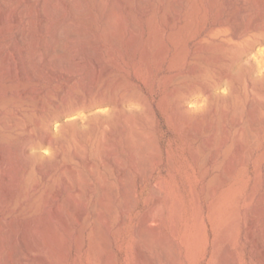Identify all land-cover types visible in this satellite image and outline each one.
Here are the masks:
<instances>
[{"label":"rangeland","instance_id":"1","mask_svg":"<svg viewBox=\"0 0 264 264\" xmlns=\"http://www.w3.org/2000/svg\"><path fill=\"white\" fill-rule=\"evenodd\" d=\"M0 94V264H264V0H0Z\"/></svg>","mask_w":264,"mask_h":264},{"label":"bare ground","instance_id":"2","mask_svg":"<svg viewBox=\"0 0 264 264\" xmlns=\"http://www.w3.org/2000/svg\"><path fill=\"white\" fill-rule=\"evenodd\" d=\"M62 2V1H61ZM27 13V12H26ZM25 13V14H26ZM5 17V16H4ZM29 35V34H28ZM33 35V34H32ZM27 39V38H26ZM18 57H19V55H18ZM21 58V57H20ZM14 67V66H13ZM23 68V67H22ZM23 70V69H22ZM11 73H13V69L12 68H9V70H7V74H11ZM5 75V74H4ZM13 77V76H12ZM30 76H24L23 77V81L26 83V82H28L29 80H30V78H29ZM2 78V77H1ZM31 79H32V77H31ZM30 84V83H29ZM28 84V85H29ZM26 86V85H25ZM5 88V87H4ZM27 93V92H26ZM1 95V94H0ZM29 96V95H28ZM36 97V96H35ZM12 98H14V97H11V99ZM11 99H9V98H6V97H1L0 96V107L1 106H5ZM18 99V98H17ZM16 99V100H17ZM13 100V99H12ZM25 99H23V101H24ZM27 104V103H26ZM14 105V104H13ZM19 105H21V104H19ZM30 105H32V104H30ZM26 109V108H25ZM28 119V118H27ZM4 141V140H3ZM6 141H4V143H5ZM75 175V174H74ZM69 189H70V187H69ZM63 191V190H62ZM76 195V194H75ZM18 196V195H17ZM16 197V196H15ZM18 201V200H17ZM85 202V201H84ZM18 203V202H17ZM17 205V204H16ZM81 205V204H80ZM15 206V205H14ZM58 206V205H57ZM93 208V207H92ZM12 209V208H11ZM57 209V208H56ZM54 211H56V210H54ZM11 213V212H10ZM50 213V212H49ZM54 213V212H53ZM79 213V212H78ZM47 214H48V212H47ZM52 214V213H51ZM85 214V213H84ZM99 214V213H98ZM9 215V214H8ZM97 215V214H96ZM78 216H79V214H78ZM100 215H98V216H96V217H99ZM5 218V217H4ZM84 218H86V216L84 217ZM84 220V219H83ZM86 220V219H85ZM98 221V220H97ZM97 221H96V223H97ZM82 222H84V221H82ZM87 222V221H86ZM86 222H85V224H86ZM88 223V222H87ZM94 223V222H93ZM84 224V223H83ZM98 224V223H97ZM88 225V224H87ZM93 229V228H92ZM93 231H94V229H93ZM82 232V231H81ZM81 232H79V233H81ZM108 232V231H107ZM94 234V233H93ZM80 236V235H79ZM88 236V235H87ZM76 238V237H75ZM74 238V239H75ZM80 238V237H79ZM91 240V239H90ZM79 242V241H78ZM80 244V243H79ZM81 247V246H80ZM111 255V254H110ZM144 257V256H143ZM143 257H140V261L141 262H143ZM139 260V259H138ZM145 260V259H144ZM11 261V260H10ZM140 261L138 262L139 264H141L140 263ZM110 262V261H109ZM110 264H111V262H110ZM142 264H144V262L142 263Z\"/></svg>","mask_w":264,"mask_h":264}]
</instances>
